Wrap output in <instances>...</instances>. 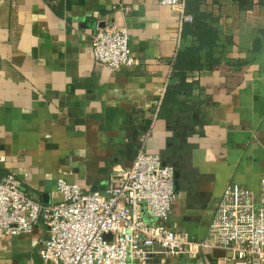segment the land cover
<instances>
[{
  "label": "crops",
  "instance_id": "crops-1",
  "mask_svg": "<svg viewBox=\"0 0 264 264\" xmlns=\"http://www.w3.org/2000/svg\"><path fill=\"white\" fill-rule=\"evenodd\" d=\"M161 1L0 0V178L16 174L30 198L52 204L58 179L103 192L144 148L174 170L170 221L201 241L228 185L257 194L264 179V0H195L215 47L181 76L192 16L185 9L182 23ZM111 22L127 26L136 60L114 73L91 50ZM45 237L41 226L4 236L0 264H39ZM230 256L205 249L196 264Z\"/></svg>",
  "mask_w": 264,
  "mask_h": 264
},
{
  "label": "built area",
  "instance_id": "built-area-1",
  "mask_svg": "<svg viewBox=\"0 0 264 264\" xmlns=\"http://www.w3.org/2000/svg\"><path fill=\"white\" fill-rule=\"evenodd\" d=\"M161 3L176 9L182 23L190 21L185 0ZM91 50L95 64L111 73L136 63L124 24L98 28ZM56 190L60 201L43 204L22 190L16 174L1 177L0 246L4 236H29L41 226L39 264H182L183 258L196 264L205 249L230 252L231 264H264V179L257 194L228 185L201 241L170 221L174 170L144 148L103 192L85 193L64 179Z\"/></svg>",
  "mask_w": 264,
  "mask_h": 264
},
{
  "label": "trees",
  "instance_id": "trees-1",
  "mask_svg": "<svg viewBox=\"0 0 264 264\" xmlns=\"http://www.w3.org/2000/svg\"><path fill=\"white\" fill-rule=\"evenodd\" d=\"M185 9L188 15L192 16V23L185 24L183 29L185 34L191 33L194 38L191 47H187L180 51L175 64L174 71L178 75L184 72L193 71L196 67L200 68L202 61L208 62V49L215 47L214 36L211 34V29L204 23V15L199 13V1L185 0Z\"/></svg>",
  "mask_w": 264,
  "mask_h": 264
},
{
  "label": "water",
  "instance_id": "water-1",
  "mask_svg": "<svg viewBox=\"0 0 264 264\" xmlns=\"http://www.w3.org/2000/svg\"><path fill=\"white\" fill-rule=\"evenodd\" d=\"M107 238V237H106Z\"/></svg>",
  "mask_w": 264,
  "mask_h": 264
}]
</instances>
